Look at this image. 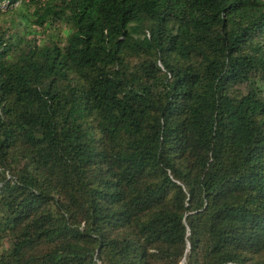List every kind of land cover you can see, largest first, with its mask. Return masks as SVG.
Masks as SVG:
<instances>
[{
	"label": "trees",
	"instance_id": "1",
	"mask_svg": "<svg viewBox=\"0 0 264 264\" xmlns=\"http://www.w3.org/2000/svg\"><path fill=\"white\" fill-rule=\"evenodd\" d=\"M10 9L0 264H264V0Z\"/></svg>",
	"mask_w": 264,
	"mask_h": 264
},
{
	"label": "rangeland",
	"instance_id": "2",
	"mask_svg": "<svg viewBox=\"0 0 264 264\" xmlns=\"http://www.w3.org/2000/svg\"><path fill=\"white\" fill-rule=\"evenodd\" d=\"M18 23L17 15L15 14V11L8 10L6 12L0 13V24H3L8 27H14V25ZM20 25V30H22Z\"/></svg>",
	"mask_w": 264,
	"mask_h": 264
},
{
	"label": "built area",
	"instance_id": "3",
	"mask_svg": "<svg viewBox=\"0 0 264 264\" xmlns=\"http://www.w3.org/2000/svg\"><path fill=\"white\" fill-rule=\"evenodd\" d=\"M19 4V0H16L10 3V0H0V11H5L10 6H17Z\"/></svg>",
	"mask_w": 264,
	"mask_h": 264
},
{
	"label": "clouds",
	"instance_id": "4",
	"mask_svg": "<svg viewBox=\"0 0 264 264\" xmlns=\"http://www.w3.org/2000/svg\"><path fill=\"white\" fill-rule=\"evenodd\" d=\"M18 5H19V4H18ZM18 5H17V6H18Z\"/></svg>",
	"mask_w": 264,
	"mask_h": 264
}]
</instances>
